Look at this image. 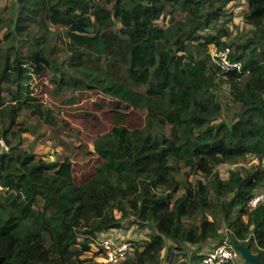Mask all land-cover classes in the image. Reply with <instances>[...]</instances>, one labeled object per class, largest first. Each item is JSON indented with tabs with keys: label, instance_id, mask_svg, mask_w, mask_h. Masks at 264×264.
I'll list each match as a JSON object with an SVG mask.
<instances>
[{
	"label": "trees",
	"instance_id": "trees-1",
	"mask_svg": "<svg viewBox=\"0 0 264 264\" xmlns=\"http://www.w3.org/2000/svg\"><path fill=\"white\" fill-rule=\"evenodd\" d=\"M237 1L12 0L9 16L0 13V264H102L82 256L125 221L151 230L126 264H179L177 252L182 264H202L225 240L264 263V206L246 212L264 190V0H246L248 34L228 43L223 26ZM211 46L230 48L241 69L221 74ZM44 77L55 94H70L65 104L87 92L113 102L112 128L93 140L99 161L84 182L69 157L43 160L14 141L23 111L52 125L54 113L33 96ZM224 83L239 110L215 123ZM123 109L145 112L143 125H130ZM248 157L258 165L220 177L219 165ZM183 168L206 182L179 179ZM211 242L187 256L186 247Z\"/></svg>",
	"mask_w": 264,
	"mask_h": 264
},
{
	"label": "rangeland",
	"instance_id": "rangeland-1",
	"mask_svg": "<svg viewBox=\"0 0 264 264\" xmlns=\"http://www.w3.org/2000/svg\"><path fill=\"white\" fill-rule=\"evenodd\" d=\"M11 1L12 0H0V13H2L4 17L9 16L10 11L8 7ZM240 13H243V11ZM176 17L181 19L184 18V15L177 14ZM167 23L168 16L158 21V25L161 27H166ZM223 27L230 32V37L228 39H223V41H227L228 43H235L242 40L250 29L242 20H238L237 18L234 20L232 19V21H229V23ZM51 30H56L59 33L63 31L61 28H51ZM5 32L6 30H4L2 34ZM200 33L203 34L204 32ZM62 42L63 38L61 37L58 40H53L52 45L61 46ZM21 44L24 45V43ZM231 49L234 51V46H232ZM59 57L61 58L60 54ZM32 89L34 90L33 96L39 99V103H41L45 109L51 110L54 113L52 125L38 119L29 111H23L14 129L16 134L14 141L16 137H20L19 141L16 143L20 149L29 153H34L43 160L54 161L56 159L69 157L73 162L76 182H84L93 175L94 168L99 161L98 157L93 155V140L97 136L109 132L112 128L113 102H105L97 92H87L82 94L83 96L78 104H65L70 94L66 92L61 95L55 94L53 86H51L50 82L45 77L35 78L32 83ZM217 94L223 106V111L215 123L221 121L231 123L235 118V113L239 110V106L232 102L230 89L227 84H221ZM2 97H4L5 100L9 99L6 94H2ZM123 112L128 113V122L130 125H143L145 112L132 109H123ZM166 133L168 134V129ZM13 137L10 136L9 139L13 141ZM4 149V147L1 148V150ZM254 165H258V161L253 157H248L240 165H219L217 171L221 178L227 179L232 169L239 168L240 166L249 168ZM187 173L188 170L183 168L179 179L188 184H195L199 180L206 182L205 177L200 173L191 176H187ZM221 232L224 234L227 233L225 227L222 228ZM112 233L116 235L115 231ZM117 233L118 235L119 233L121 234L119 240L123 238L125 242L131 245L132 250L127 255L128 259L134 256V249L136 246L148 240V235L151 233V230L150 228H139L130 221H125L122 227L118 229ZM215 244L216 243L211 242L199 247L188 246L189 248H185L187 250V256H190L192 252H198L204 255L210 250L209 247H214ZM96 255H98V250L94 244V246H91V251L87 255L82 256V258H92ZM176 255L177 257H175L174 261L179 264L184 263L185 255L183 252H177ZM162 257L163 259L166 258L165 250L162 251ZM126 260L123 264L126 263ZM186 260L189 261L190 258L188 257ZM167 261L168 260H165L164 264H169ZM244 263L247 264L240 255L236 264Z\"/></svg>",
	"mask_w": 264,
	"mask_h": 264
},
{
	"label": "built area",
	"instance_id": "built-area-1",
	"mask_svg": "<svg viewBox=\"0 0 264 264\" xmlns=\"http://www.w3.org/2000/svg\"><path fill=\"white\" fill-rule=\"evenodd\" d=\"M209 53L212 64L221 70V74L234 69H241L240 62L231 60L230 48L218 49L211 46ZM259 206H264V190L256 192L249 198L246 205L247 214L254 212ZM247 216H244V218H247ZM108 233H101L95 243L96 249L98 250V255H96L95 260L102 264H123L127 259L128 253L132 250L131 245L125 242L123 238L119 240L121 238L119 237L120 234L111 236L113 234ZM240 255L237 248L225 240L222 245L206 254L202 264H224L228 261L236 264Z\"/></svg>",
	"mask_w": 264,
	"mask_h": 264
},
{
	"label": "crops",
	"instance_id": "crops-1",
	"mask_svg": "<svg viewBox=\"0 0 264 264\" xmlns=\"http://www.w3.org/2000/svg\"><path fill=\"white\" fill-rule=\"evenodd\" d=\"M237 3H238L239 6H233V7L230 9V11H233V13H234V16H233L232 19L234 20V19L237 18L238 20H242V21H243V14H244V12L246 11V8H247L246 0H238ZM232 5H233V3L230 4L228 7L230 8ZM241 11H243V13H240ZM244 219L247 220V218H244ZM110 231H111V232H110ZM110 231H108V232H109L108 234H113L112 232H114V231H115L116 234H118V233H117L118 230H114V229H113V231H112V230H110ZM119 234H120V233H119ZM120 235H121V234H120ZM112 236H114V235H112ZM91 246H94V243L91 244Z\"/></svg>",
	"mask_w": 264,
	"mask_h": 264
},
{
	"label": "water",
	"instance_id": "water-1",
	"mask_svg": "<svg viewBox=\"0 0 264 264\" xmlns=\"http://www.w3.org/2000/svg\"><path fill=\"white\" fill-rule=\"evenodd\" d=\"M247 264H264L247 246H236ZM126 264V263H125Z\"/></svg>",
	"mask_w": 264,
	"mask_h": 264
}]
</instances>
